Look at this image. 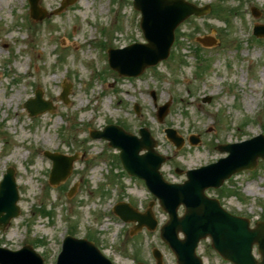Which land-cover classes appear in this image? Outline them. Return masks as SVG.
Instances as JSON below:
<instances>
[{
  "label": "rangeland",
  "instance_id": "1",
  "mask_svg": "<svg viewBox=\"0 0 264 264\" xmlns=\"http://www.w3.org/2000/svg\"><path fill=\"white\" fill-rule=\"evenodd\" d=\"M188 1L211 9L178 27L165 61L125 79L107 68L106 52L144 42L130 0H75L57 15L52 12L61 0H39L50 13L41 22L29 18L27 0H0V181L7 168L14 170L20 210L0 231V247L15 251L29 245L43 264H55L70 230L113 264H155L153 248L162 253L163 264H175L159 238L166 213L141 181L117 166V151L91 140L88 131L111 124L137 135L146 128L156 152L168 157L160 170L173 183L185 179L175 168L194 169L224 157L217 145L264 135V38L252 37L253 25L264 24V0ZM203 36L215 46L201 47L195 38ZM63 84H70L67 104L59 98ZM37 89L54 111L29 117L23 104ZM206 97L210 102L203 103ZM165 103L168 112L158 122L156 110ZM167 128L184 139L179 150L167 140ZM191 135L198 137L197 146L188 144ZM44 151L77 156L69 177L57 186L48 184L51 161ZM221 189L206 195L252 225L264 221V161ZM117 202L140 212L154 202L157 228L131 234L133 223L122 224L111 211ZM197 254L205 264H229L208 239Z\"/></svg>",
  "mask_w": 264,
  "mask_h": 264
},
{
  "label": "water",
  "instance_id": "2",
  "mask_svg": "<svg viewBox=\"0 0 264 264\" xmlns=\"http://www.w3.org/2000/svg\"><path fill=\"white\" fill-rule=\"evenodd\" d=\"M39 0H28L30 18L42 21L47 13L38 6ZM74 0H63L54 12L62 11ZM133 7L141 14L140 28L147 44H133L123 50L108 51L110 67L120 76L136 77L145 68L154 66L165 60L174 41V31L188 17L204 15L208 7L197 8L184 0H133ZM254 13V11H253ZM256 36H264V26L256 27ZM202 45H210L208 37L197 38ZM67 88H63L61 99L66 102ZM29 116H37L54 108L42 99L37 90L35 98L24 104ZM168 105L159 108L157 117L162 121ZM167 138L177 148L183 140L173 130L165 131ZM140 138L125 133L120 127L106 126L102 132H92V137L103 138L109 146L120 151L119 158L128 174L145 181L150 191L158 198L161 208L168 213L169 220L160 228L161 240L170 248L176 257V264H203L196 256L195 249L200 240L209 237L212 248L232 264H264V223H256L249 227L247 219L234 217L226 213L215 199L207 198L204 191L208 188H219L223 182L243 170H253L257 160H264V136L250 140L219 146L217 149L228 153L226 158L214 164L187 171V181L183 184L166 183L158 170L164 158L154 152L155 142L146 129L139 131ZM191 144L198 140L190 138ZM146 151L140 155L141 151ZM47 156L53 161L49 182L58 184L66 179L72 169L74 157L60 155ZM19 199L14 170L7 169L0 182V230L8 225L11 219L19 214ZM184 206V214L178 217L177 210ZM115 213L124 221L138 222L137 229L142 226L153 230L156 222L150 212L137 214L127 206L120 204ZM183 235V239L179 235ZM256 245L260 256L256 260L252 255ZM156 264H162L158 251L153 252ZM0 264H42L40 256L28 245L18 251L0 248ZM57 264H111L92 243L86 240L66 237Z\"/></svg>",
  "mask_w": 264,
  "mask_h": 264
}]
</instances>
